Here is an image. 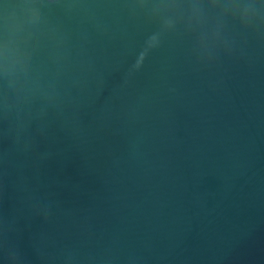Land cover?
Returning <instances> with one entry per match:
<instances>
[{
  "label": "water",
  "instance_id": "water-1",
  "mask_svg": "<svg viewBox=\"0 0 264 264\" xmlns=\"http://www.w3.org/2000/svg\"><path fill=\"white\" fill-rule=\"evenodd\" d=\"M0 264H264V0H0Z\"/></svg>",
  "mask_w": 264,
  "mask_h": 264
},
{
  "label": "clouds",
  "instance_id": "clouds-1",
  "mask_svg": "<svg viewBox=\"0 0 264 264\" xmlns=\"http://www.w3.org/2000/svg\"><path fill=\"white\" fill-rule=\"evenodd\" d=\"M193 2H194V5H195V0H193Z\"/></svg>",
  "mask_w": 264,
  "mask_h": 264
}]
</instances>
